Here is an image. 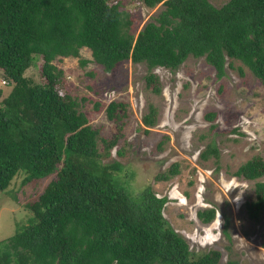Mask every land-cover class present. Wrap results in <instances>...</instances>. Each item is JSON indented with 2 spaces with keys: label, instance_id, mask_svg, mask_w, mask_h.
<instances>
[{
  "label": "trees",
  "instance_id": "1",
  "mask_svg": "<svg viewBox=\"0 0 264 264\" xmlns=\"http://www.w3.org/2000/svg\"><path fill=\"white\" fill-rule=\"evenodd\" d=\"M141 1L161 7L132 33V19L118 1L0 0V70L10 84L0 98V189L17 170L22 183L54 173L26 202L31 214L24 226L0 239V264H238L230 257L221 263L217 247L190 249L162 215L166 197L156 196L149 185L130 196L118 174L122 164L102 160L122 128L109 137L91 126L78 100L57 88L62 71L52 60L74 56L80 65L93 61L111 69L127 59L151 69L176 67L192 55L203 56L220 75L228 58V66L238 60L264 87V0H226L218 6L208 0ZM81 47L89 49L90 58L80 56ZM38 59L43 80L36 81L24 71ZM235 68L242 72L240 64ZM155 80L153 72L144 74L145 85L157 92ZM124 106L123 100L110 99L104 113L110 120L121 117ZM214 115L204 113L211 120ZM155 116L149 103L141 123L153 125ZM198 156L216 160L218 149L209 142ZM177 171L172 161L154 178ZM232 174L255 179L253 198L243 207L248 218L259 221L264 159L252 155ZM214 215L213 205L195 209L200 223Z\"/></svg>",
  "mask_w": 264,
  "mask_h": 264
},
{
  "label": "rangeland",
  "instance_id": "2",
  "mask_svg": "<svg viewBox=\"0 0 264 264\" xmlns=\"http://www.w3.org/2000/svg\"><path fill=\"white\" fill-rule=\"evenodd\" d=\"M118 1L126 9L135 33L161 7H147L141 0ZM220 5L226 0H208ZM81 57L90 58L88 48L79 49ZM62 71L57 88L68 92L79 102L91 126L100 134L112 136L122 128L118 141L103 161L117 160L118 172L126 179L130 196L149 185L156 196L166 197L162 215L182 234L190 249L217 247L222 255L238 264H264V212L259 221L248 218L243 202L253 198V182L232 174L234 169L252 155L264 159V87L252 72L238 60L223 72L216 71L203 56L188 55L176 67L154 66L122 60L111 69L88 61L80 65L77 57L57 56L53 60ZM241 65L240 72L236 65ZM40 59L29 65L24 74L39 81ZM153 72L157 92L145 85L144 74ZM10 88L0 70V98ZM110 99L125 102L121 117L108 119L104 106ZM98 102L97 107L94 103ZM155 107V123L145 126L141 115L148 104ZM120 111V110H119ZM214 111L213 119L204 117ZM209 142L218 149V157L202 159L199 151ZM122 147L121 153L115 150ZM98 151L102 144L98 141ZM178 163V171L166 179L154 175ZM17 170L0 189V239L24 226L31 211L26 202L33 200L51 178L50 173L38 179L21 182ZM123 179V180H124ZM258 179H264V174ZM215 207L214 218L200 223L195 217L197 207ZM226 234L222 232L223 219Z\"/></svg>",
  "mask_w": 264,
  "mask_h": 264
}]
</instances>
